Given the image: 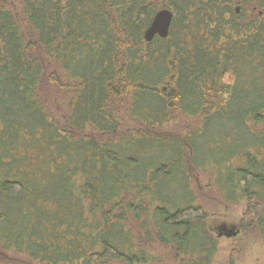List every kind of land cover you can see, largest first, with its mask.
Listing matches in <instances>:
<instances>
[{
	"label": "trees",
	"instance_id": "trees-1",
	"mask_svg": "<svg viewBox=\"0 0 264 264\" xmlns=\"http://www.w3.org/2000/svg\"><path fill=\"white\" fill-rule=\"evenodd\" d=\"M213 189L264 240V0H0V264H212Z\"/></svg>",
	"mask_w": 264,
	"mask_h": 264
},
{
	"label": "rangeland",
	"instance_id": "rangeland-1",
	"mask_svg": "<svg viewBox=\"0 0 264 264\" xmlns=\"http://www.w3.org/2000/svg\"><path fill=\"white\" fill-rule=\"evenodd\" d=\"M202 180V185L210 182L207 176L203 177ZM210 196L209 199L204 201V205L205 209L210 213V217L206 220V223L211 232L216 236L218 227L223 224L228 225V227L235 226L240 229L241 217L245 205L244 202L225 205L222 201L220 202V194L214 189L211 190ZM218 240V252L212 264H231V261H234V264H264V240L256 234L244 236L240 229V232L235 237L229 238L221 236ZM235 243L238 246L237 248ZM30 263L37 264L34 262ZM165 264L176 263L169 261Z\"/></svg>",
	"mask_w": 264,
	"mask_h": 264
},
{
	"label": "water",
	"instance_id": "water-1",
	"mask_svg": "<svg viewBox=\"0 0 264 264\" xmlns=\"http://www.w3.org/2000/svg\"><path fill=\"white\" fill-rule=\"evenodd\" d=\"M173 11L170 9H161L159 10L153 17L150 25L146 29L144 33L145 40L147 42H151L156 36L161 38H166L169 34L170 26L173 20ZM240 232V229L228 225H221L218 227L217 235L219 237H235Z\"/></svg>",
	"mask_w": 264,
	"mask_h": 264
},
{
	"label": "flooded vegetation",
	"instance_id": "flooded-vegetation-1",
	"mask_svg": "<svg viewBox=\"0 0 264 264\" xmlns=\"http://www.w3.org/2000/svg\"><path fill=\"white\" fill-rule=\"evenodd\" d=\"M218 233V232H217ZM218 238H219V236L218 235H216Z\"/></svg>",
	"mask_w": 264,
	"mask_h": 264
}]
</instances>
